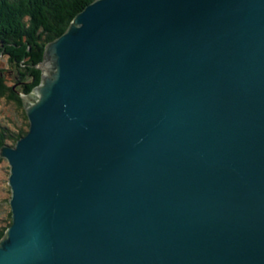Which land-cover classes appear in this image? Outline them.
I'll use <instances>...</instances> for the list:
<instances>
[{
  "label": "water",
  "instance_id": "water-1",
  "mask_svg": "<svg viewBox=\"0 0 264 264\" xmlns=\"http://www.w3.org/2000/svg\"><path fill=\"white\" fill-rule=\"evenodd\" d=\"M38 67L0 264H264V0H96Z\"/></svg>",
  "mask_w": 264,
  "mask_h": 264
},
{
  "label": "trees",
  "instance_id": "trees-1",
  "mask_svg": "<svg viewBox=\"0 0 264 264\" xmlns=\"http://www.w3.org/2000/svg\"><path fill=\"white\" fill-rule=\"evenodd\" d=\"M94 1L0 0V57L8 63L0 69V99L14 104L23 112L25 120L15 128L0 125V163L6 160L1 157V149L15 146L29 132L23 95L31 94L42 82L43 71L38 66L45 59L46 48ZM6 80L15 81L8 85ZM12 221V211L5 220H0V242Z\"/></svg>",
  "mask_w": 264,
  "mask_h": 264
},
{
  "label": "rangeland",
  "instance_id": "rangeland-1",
  "mask_svg": "<svg viewBox=\"0 0 264 264\" xmlns=\"http://www.w3.org/2000/svg\"><path fill=\"white\" fill-rule=\"evenodd\" d=\"M5 58L0 57V69L7 67ZM10 77V76H9ZM12 77V76H11ZM10 77V79H11ZM8 85H12L15 80H6ZM36 98L35 95L32 97ZM25 122L23 112L6 99H0V125L15 128ZM10 166L7 160L0 163V220H5L8 212L11 211L10 200L12 197L9 186Z\"/></svg>",
  "mask_w": 264,
  "mask_h": 264
},
{
  "label": "bare ground",
  "instance_id": "bare-ground-1",
  "mask_svg": "<svg viewBox=\"0 0 264 264\" xmlns=\"http://www.w3.org/2000/svg\"><path fill=\"white\" fill-rule=\"evenodd\" d=\"M24 96V95H23Z\"/></svg>",
  "mask_w": 264,
  "mask_h": 264
}]
</instances>
